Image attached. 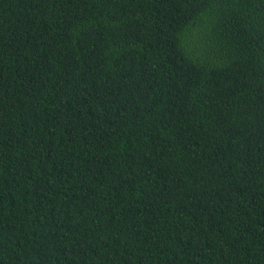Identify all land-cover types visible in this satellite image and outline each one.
<instances>
[{"label":"trees","instance_id":"trees-1","mask_svg":"<svg viewBox=\"0 0 264 264\" xmlns=\"http://www.w3.org/2000/svg\"><path fill=\"white\" fill-rule=\"evenodd\" d=\"M0 264H264V0H0Z\"/></svg>","mask_w":264,"mask_h":264}]
</instances>
